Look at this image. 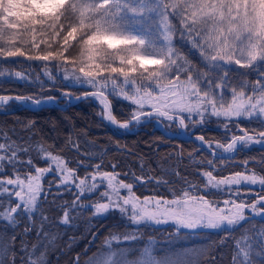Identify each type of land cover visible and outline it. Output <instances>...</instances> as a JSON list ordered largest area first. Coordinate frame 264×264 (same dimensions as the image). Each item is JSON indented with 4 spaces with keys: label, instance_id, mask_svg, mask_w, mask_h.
<instances>
[{
    "label": "snow or ice",
    "instance_id": "snow-or-ice-1",
    "mask_svg": "<svg viewBox=\"0 0 264 264\" xmlns=\"http://www.w3.org/2000/svg\"><path fill=\"white\" fill-rule=\"evenodd\" d=\"M122 7L120 0H16L15 4H11V0H0V57L45 62L39 67L44 68L48 80L67 81L69 88L79 86L83 96L77 95L75 99L91 98L97 102L101 119L124 133L152 120L195 128L207 124L212 117L222 118L223 140L213 141L202 134L193 138L199 142L197 148L207 149L205 160H197L189 154L192 163L203 165L199 169L203 183L185 180L186 187L173 192L171 198L152 195L141 199L133 189L137 183H144L145 177L131 174L132 180L125 181L115 163L111 165L112 170L101 167L102 156L101 162L95 163L91 170L84 161H77L74 167L71 158L58 151L37 144L34 157L31 146L17 144L7 134H2L0 205L7 203L8 206L0 207V220L15 227L18 217H27L29 224L24 229L27 232L33 214L41 211L38 206L41 194L47 200L53 187L57 194L74 193L70 205L66 201L57 205L63 208L60 223L65 225L74 219L69 213L80 208H91L96 216L118 210L137 225L171 223L178 234L181 229H222L230 233L233 226L248 218L246 213L264 216V173L250 168L247 159L236 166L238 170L228 174L217 169V163L235 160L240 151L253 144L264 149V119H260L264 118V0L145 2L141 8L157 14L166 42L152 52L141 51L144 39L119 31L116 17ZM172 21H178L179 26L173 27ZM174 34L179 35L182 44L190 43L193 48H199L201 56L221 69L224 76L203 84L204 76L190 68L186 57L173 43ZM24 45H30L28 52ZM41 45L45 46L43 53ZM225 65L238 66L239 75L246 74L239 73V69L257 71L255 84L249 86L245 81L233 87L225 78L233 69H225ZM53 68L59 70V76L51 71ZM15 75L27 80L20 72ZM62 95L72 98L68 91ZM109 97L128 102V114L118 119ZM12 99L34 107L55 101L52 96L45 100L0 95V106ZM254 117L258 118L259 128L240 127L241 118ZM230 124L237 130L233 131ZM31 126V122L26 125ZM71 146L79 151L78 145ZM117 150H121L119 145ZM181 154L182 150L177 149V155ZM38 160H43L46 166H38ZM81 165L84 166L82 175L79 174ZM5 169H10L11 174ZM49 174L58 177L59 183L53 185L49 181L45 188L44 177ZM93 192L99 199L91 204L81 203L80 197ZM46 219L40 215L41 223ZM137 236V232H128L122 238L134 241ZM106 243L111 249L112 241ZM126 248L135 246L129 243ZM259 248L256 254L264 255V229L259 233ZM253 251L249 238L237 241L232 264H253ZM116 255L115 250L107 255L102 252L91 264H113ZM135 255L137 258L130 259L122 250L117 264H183L180 257L157 258L153 242ZM25 256L24 264H46L39 249L25 252ZM0 264H16L14 250L3 243H0ZM75 264H79L78 258Z\"/></svg>",
    "mask_w": 264,
    "mask_h": 264
},
{
    "label": "trees",
    "instance_id": "trees-1",
    "mask_svg": "<svg viewBox=\"0 0 264 264\" xmlns=\"http://www.w3.org/2000/svg\"><path fill=\"white\" fill-rule=\"evenodd\" d=\"M195 61L197 71L206 69L201 62ZM19 61V63H17ZM42 61H28L25 57L2 58L0 57V95L7 96H30L33 98L45 99L49 96L58 98L63 92H71L74 96L83 95L76 88L67 87V81L56 79L48 80L44 75V68L39 67ZM31 65V67L29 66ZM231 66L225 65V69ZM228 74L239 75L236 68ZM57 76L60 75L58 69H51ZM251 73H258L251 69H239ZM20 72L27 80L17 77L15 73ZM212 75V81L222 77L224 72L214 68L205 73ZM227 80L228 78L225 77ZM43 84V87L39 85ZM255 82L251 83L254 85ZM112 101L113 112L120 119L128 114L130 105L120 98L109 97ZM64 104V102H61ZM100 106L93 100H83L75 105L67 107L65 110L57 107L43 108L40 110H30L23 108L16 103H11L7 107H0V135L7 134L17 144L25 147L31 146L34 150L31 153L36 156L35 146L43 145L53 151H58L61 155L71 158L75 167L77 161L87 163L89 170L95 163L103 162L101 167L112 170L111 165L115 163L117 170L121 173V178L131 181L132 175L144 176V183H137L134 191L141 199L145 196L155 195L157 197L171 198L173 192H178L186 187L185 180L203 183V178L199 174V169L203 165H197L189 160L191 153L197 160L208 158L207 151L197 148V142L193 140H183L178 137H168L161 130L157 129L152 121L142 125L135 132H120L112 129L99 115ZM218 119L212 117L205 125L193 128L187 126V133L190 136L204 135L206 139L213 141L223 140L225 132L218 130L215 126ZM31 122V127H26ZM164 127L171 133L177 132V126L173 123L163 122ZM256 129L259 127H246ZM78 145L79 151L73 148L72 144ZM94 145V147H91ZM121 150H117V146ZM126 146V147H125ZM177 149L182 150L181 155H177ZM247 159L248 166L254 171L264 173V149L254 148L250 151H240L235 160L217 163V169H223V174H228L238 170L236 167L241 161ZM38 166H46L43 160H38ZM166 169L162 173V170ZM11 174L10 169H5ZM84 166H80L79 174H83ZM124 173H129L124 176ZM151 177V179H149ZM53 185L59 183L58 177L51 174L44 177V187L48 182ZM157 181L159 183H157ZM257 188V186H252ZM215 191V190H213ZM73 192L64 191L57 194L55 187L52 188L47 200L41 194L38 206L41 211L34 213L31 219V228L25 232V226L29 224L27 217H18L19 222L12 227L8 221L0 220V243L6 244L14 250L16 264H24L27 257L25 252L31 253L37 249L41 250L46 264H51V257L48 256L52 245L63 240L65 246L69 244L67 236L73 230L85 228L91 232L89 243L85 250L77 253L79 264H89L102 252L107 255L110 250H115L119 257L120 251L124 250L130 259L137 258L135 253L142 251L149 242H153V250L157 258L163 257H185L189 252L192 254L199 252L198 261L195 264H232L233 256L236 252V242L249 238L253 244V254L251 259L253 264H264V255H257L259 248V233L264 229V216H254L246 213L247 219L233 226L230 233L222 229H181L176 232L174 224H133L127 216H122L118 210H112L104 216L93 215V209L80 208L75 212H70V223L65 225L60 223L63 215V208L58 204L73 201ZM6 200V197L3 198ZM99 199L96 192L80 197L83 204H91ZM15 200L12 201V206ZM7 203L0 207H7ZM47 217L41 223L40 215ZM16 215V214H14ZM137 232V239L134 241L123 240V234ZM79 235V234H78ZM113 236H120V240H113ZM179 236V238H176ZM70 240V239H69ZM112 241L109 249L107 241ZM223 241V243H222ZM131 243L134 249H127L126 245ZM12 257H10L11 259ZM75 264V262H74Z\"/></svg>",
    "mask_w": 264,
    "mask_h": 264
},
{
    "label": "rangeland",
    "instance_id": "rangeland-1",
    "mask_svg": "<svg viewBox=\"0 0 264 264\" xmlns=\"http://www.w3.org/2000/svg\"><path fill=\"white\" fill-rule=\"evenodd\" d=\"M145 2H148L150 4L151 0H120V3L123 7L122 10L117 15L116 19L119 25L120 32H122L124 35H132L144 39L145 45L143 46L141 51L152 52L154 49H159L166 42L164 41L163 35L161 34V32L163 31V27L162 25H159V18L157 14L155 12L149 11L146 8H141V5L144 4ZM15 3L16 0H11V4H15ZM133 9H135V11H133ZM10 11L15 12V9L10 8ZM158 25L160 27V32L157 31ZM172 26L178 27L179 22L172 21ZM173 43L180 49L181 53L186 57V59L189 62L190 68L194 69L195 72L200 73L204 76V80L202 82L203 84H207L208 82L212 81L213 78L212 75L206 76L205 73L210 69L213 70L215 67H213L212 64H210L207 60L204 59L203 56H201L199 48H193L190 43L182 44L178 34L173 35ZM23 48L26 52H28L30 45H24ZM44 48L45 46L41 45V53H43ZM196 59H198L197 61L201 62V65L206 67V69L197 71L194 68L195 67L194 60ZM229 66H231L230 68H236V69L238 68V66L236 65H229ZM241 73H246V74L245 75L228 74L227 76L228 81L229 83H231L233 87H239V85L241 83H244L245 81L250 86L251 83L256 82L259 75V73H251L247 71H241ZM193 78H195V76ZM247 91L248 89H246V92ZM227 96L230 99L231 96L230 91L227 92ZM217 119L219 121L215 127L218 130L225 132L223 119L222 118H217ZM260 119H264V118H260ZM239 123H240V127L243 128L244 126L260 127V124L258 123V118L255 117L253 119L241 118ZM142 125L144 124H141L138 128H136L132 132L138 130ZM154 125L157 127L158 123L154 122ZM229 127L232 128L233 131L237 130L235 126L232 124H230ZM161 128L165 130L163 125L161 126ZM91 147H94V145H91ZM254 148L256 147L254 145H251L250 147L245 148L243 150L250 151L253 150ZM164 171L167 172L166 169L165 170L163 169L162 173ZM90 236H91V232L86 231L85 228L71 231L67 236L68 240H65L69 242L67 246H65L63 240L56 243L55 245H52V249L48 254V256H50L52 260L51 264H74L77 253H81L83 252V250L86 249L90 240ZM197 253L199 252L195 251L194 254H192V252H189L186 257L182 255L180 258L182 259L183 264H195L198 261V257H199V255L196 256ZM166 257L159 259H164ZM118 260L119 258L117 259L113 258V264H117ZM89 264H91V262Z\"/></svg>",
    "mask_w": 264,
    "mask_h": 264
},
{
    "label": "water",
    "instance_id": "water-1",
    "mask_svg": "<svg viewBox=\"0 0 264 264\" xmlns=\"http://www.w3.org/2000/svg\"><path fill=\"white\" fill-rule=\"evenodd\" d=\"M81 96H83V95H81ZM11 97H16V96H11ZM25 97H29V96H25ZM75 97L76 96H73L72 95V98L71 99H69L68 97H66V96H64V95H61L59 98H55V101L54 102H48V103H45V104H43V106L42 107H40V106H36V107H34V106H32L31 104H22V103H20V102H18V101H15L14 99H12V100H9L8 101V103L7 104H4V105H2V106H7V105H9L11 102H16V103H18V104H21L24 108H27V109H30V110H39V109H43V108H52V107H58V108H60V109H66L68 106H70V105H74V104H77V103H79V102H81V101H83V100H87V99H91V98H81V99H75ZM46 100V99H45ZM92 100V99H91ZM61 101H64L65 103H67V105L66 106H63V105H60V102ZM94 101V100H93ZM152 121H154V122H157L156 120H152ZM106 122V121H105ZM166 122H169V121H166ZM107 123V122H106ZM158 123V126H157V128L158 129H160V127H161V121L160 122H157ZM171 123H175V124H178L177 122H171ZM108 124V123H107ZM113 129H117L115 126H111ZM169 136V135H168ZM175 137H180V138H182V139H191V140H194L193 138L194 137H190V136H187V134H186V128H182V127H180L179 128V132L177 133V134H175L174 135ZM195 141V140H194ZM198 142V141H197ZM199 143V142H198ZM206 151H207V149H205ZM225 155H229V154H225Z\"/></svg>",
    "mask_w": 264,
    "mask_h": 264
},
{
    "label": "bare ground",
    "instance_id": "bare-ground-1",
    "mask_svg": "<svg viewBox=\"0 0 264 264\" xmlns=\"http://www.w3.org/2000/svg\"><path fill=\"white\" fill-rule=\"evenodd\" d=\"M253 145L255 146V145H258V144H253ZM258 146H260V145H258Z\"/></svg>",
    "mask_w": 264,
    "mask_h": 264
}]
</instances>
